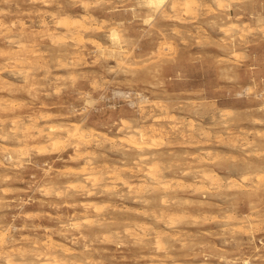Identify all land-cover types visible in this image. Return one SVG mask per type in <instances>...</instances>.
<instances>
[{
    "label": "rangeland",
    "instance_id": "rangeland-1",
    "mask_svg": "<svg viewBox=\"0 0 264 264\" xmlns=\"http://www.w3.org/2000/svg\"><path fill=\"white\" fill-rule=\"evenodd\" d=\"M173 1L0 0V236L28 251L14 259L37 264L50 240L70 262L264 264V0ZM60 125L90 132L88 146L54 149ZM136 128L142 151L127 140Z\"/></svg>",
    "mask_w": 264,
    "mask_h": 264
},
{
    "label": "bare ground",
    "instance_id": "bare-ground-1",
    "mask_svg": "<svg viewBox=\"0 0 264 264\" xmlns=\"http://www.w3.org/2000/svg\"><path fill=\"white\" fill-rule=\"evenodd\" d=\"M166 1L167 0H139V3H141V4H143V5H145L146 7H148V8H151V9H158V8H162L161 6H163V4H165L166 3ZM173 1V0H172ZM218 1V0H217ZM222 1V0H221ZM83 2V1H82ZM81 2V3H82ZM177 2V0H175V1H173V2H171V7L172 8H174V7H176V3ZM186 2H188V1H186ZM219 2V1H218ZM47 3V2H46ZM84 3H88V2H84ZM83 5V4H82ZM88 5H89V3H88ZM68 7V6H67ZM187 7H189V6H187ZM186 7V9H188ZM164 8V7H163ZM161 13V12H160ZM87 14V13H86ZM52 15H54V14H52ZM84 15V14H83ZM54 17V16H53ZM73 17V16H72ZM77 17V16H76ZM85 16H83V18H84ZM89 17V16H88ZM43 19V18H42ZM72 19V18H71ZM81 19V18H80ZM87 19V18H86ZM258 19V18H257ZM53 20V19H52ZM55 20H57V19H55ZM60 20H62L61 18H60ZM74 20V19H73ZM83 20V19H82ZM45 21V20H44ZM58 21V20H57ZM84 21V20H83ZM47 22V21H46ZM58 22H60V21H58ZM81 22V21H80ZM80 22H78V24L80 23ZM40 23H42V22H40ZM73 23V22H72ZM77 23V22H76ZM82 23V22H81ZM45 23H43L42 24V27H43V25H44ZM53 24H55V23H53ZM65 26H66V29H67V31H69V33L70 32H74V31H79L80 29H82L83 28V30H84V26L83 25H81V24H71V21L69 22V21H67V20H65V22L63 23ZM85 24V23H84ZM4 25H6V23L4 24ZM56 25H57V23H56ZM88 25V24H87ZM87 25H86V27H85V30L87 29ZM46 27V26H45ZM45 27H44V29H43V31L45 30ZM54 27V26H53ZM88 28H91L90 27V25H88ZM48 29V28H47ZM63 29V28H62ZM8 30H9V28H8ZM50 31V30H49ZM81 31V30H80ZM120 31V30H119ZM234 31V30H233ZM82 32V31H81ZM4 33H6V32H4ZM17 33V32H16ZM25 33V32H24ZM23 33V34H24ZM45 33V32H44ZM79 33V32H78ZM27 34V33H26ZM34 34V33H33ZM80 34V33H79ZM109 34V37H110V39H111V41L112 42H116L117 40H118V33L116 32V30H114V29H112L111 31H110V33H108ZM13 35V34H12ZM21 35V34H20ZM20 35H17V36H20ZM77 35V34H76ZM81 35V34H80ZM83 35V34H82ZM234 35V34H233ZM7 36V35H6ZM78 36V35H77ZM80 37V36H79ZM7 38V37H6ZM18 39V38H17ZM27 39H29V38H27ZM15 40V39H14ZM22 40V39H21ZM10 41H11V39H10ZM9 41V42H10ZM6 42V41H5ZM8 42V43H9ZM13 42V41H12ZM18 42V41H17ZM19 42H20V40H19ZM21 43V42H20ZM19 43V44H20ZM11 44V43H10ZM24 43L22 42V45H23ZM17 45H18V43H17ZM30 47V46H29ZM31 48H32V46H31ZM16 49V48H15ZM33 49V48H32ZM2 49H0V51H1ZM36 50V49H35ZM3 51H4V49H3ZM10 52V51H9ZM19 51H17V53H18ZM31 52V51H30ZM34 52V51H33ZM37 52V51H36ZM1 53H2V51H1ZM21 53H23L22 51H21ZM9 54V53H8ZM65 54V53H64ZM42 56V55H41ZM40 56V57H41ZM42 58V57H41ZM7 60H9L10 58L8 57V58H6ZM23 59V58H22ZM6 60V61H7ZM20 59H18V61H19ZM5 61V60H4ZM15 61V60H14ZM22 61V60H21ZM39 61V60H38ZM62 62V61H61ZM60 63V62H59ZM61 65V64H60ZM26 67V66H25ZM15 68V67H14ZM17 69V68H16ZM25 69V68H24ZM29 69V68H28ZM23 70V69H22ZM25 71V70H24ZM26 72V71H25ZM9 73V72H8ZM27 74V73H26ZM30 73H28V75H29ZM23 75V74H22ZM17 76V75H16ZM23 77H25V75L23 76ZM27 78H29V77H27ZM23 80H25V79H23ZM44 83V82H43ZM39 88V87H38ZM39 90V89H38ZM37 91V90H36ZM21 101V100H20ZM131 103H132V101H131ZM3 105V104H2ZM9 105V104H8ZM41 105V104H40ZM10 106H11V104H10ZM34 107V106H33ZM43 107V106H42ZM141 108V107H140ZM49 113V112H48ZM60 114V113H59ZM41 115V114H40ZM44 115V114H43ZM55 117V116H54ZM143 117V116H142ZM160 117L161 116H159V118H157V117H155L154 119H160ZM169 117H172V116H169ZM173 118V117H172ZM30 119V118H29ZM38 119V118H37ZM163 119V118H162ZM226 119V118H225ZM16 120V119H15ZM12 122H13V119H12ZM55 122V121H54ZM122 122H124V121H122ZM125 122H127V124H129L130 126H131V124L130 123H128V121H125ZM124 122V123H125ZM13 123H15V121L13 122ZM25 123V122H24ZM24 123H22V124H24ZM33 123V122H32ZM38 123V122H37ZM51 123V122H50ZM16 124H17V121H16ZM20 124V123H19ZM19 124H18V126H19ZM28 124H30V123H28ZM61 124V123H60ZM121 124H123V123H121ZM151 124H152V122H151ZM15 125V124H14ZM58 125V124H57ZM174 125V124H173ZM172 125V126H173ZM179 125V124H178ZM190 125H192V124H190ZM194 125V124H193ZM32 126V125H31ZM30 125H29V127H27V122H26V127H25V129H23V128H21L22 130H26V128H30L31 127ZM36 126V125H35ZM55 127H56V125H54ZM54 126H52V125H50L49 126V128L48 129H50V131L51 132H53V131H55V129L56 128H54ZM61 126V125H60ZM63 126H65V128L63 127ZM63 126H61L62 128L60 129V127L57 129L58 130V132L57 133H55L54 135H52L51 133V137H49L50 138V143L52 144V147L54 148V149H59V148H64V146H66V143H68L69 141L71 142V141H73L74 142V144H72V146L73 145H75V149L76 150H78V151H74V152H79V149H78V146L80 145V144H86L87 142H89L88 141V137L90 136V132L89 133H87V132H84V130L82 129V130H78L79 128H77V126H74V127H72V128H69V127H66V125H63ZM123 126H124V124H123ZM122 126V127H123ZM141 126V125H140ZM153 127H154V125H152ZM177 126V125H176ZM20 127H22V125L20 126ZM24 127V126H23ZM32 127H34V126H32ZM31 127V128H32ZM121 127V128H122ZM125 127H126V125H125ZM16 128V127H15ZM34 128H36V127H34ZM33 128V129H34ZM41 128V127H40ZM68 128V129H67ZM120 128V129H121ZM124 128V127H123ZM141 128V127H140ZM191 128V127H190ZM32 129V130H33ZM42 129H43V127H42ZM133 129H135L134 127H133ZM137 129V128H136ZM193 129V128H192ZM191 129V130H192ZM13 130V129H12ZM30 130V129H29ZM47 130V129H46ZM130 130H132V129H130ZM173 130V129H172ZM190 130V129H189ZM19 131V130H18ZM40 131V130H39ZM128 131V130H127ZM40 132H42V131H40ZM39 132V133H40ZM188 132H190V131H188ZM21 133H22V131H21ZM35 133V132H34ZM37 133V132H36ZM181 133V132H180ZM49 134V133H48ZM128 134V137H127V140L129 141V142H133L134 143V146L135 147H137L138 149H141V151H142V149L144 148L145 149V147H143V144L145 143L143 140L145 139V137H146V131L143 129V130H138L137 129V131L136 130H133V131H129V133H127ZM149 134V133H148ZM147 134V135H148ZM162 134V133H161ZM167 134V133H166ZM20 135H22V134H20ZM36 135H38V133L36 134ZM124 135H126V134H124ZM135 135H137L138 137H137V140L135 139ZM46 136V135H45ZM99 136V135H98ZM19 137V136H18ZM94 137V136H93ZM114 137V136H113ZM126 137V136H125ZM2 138V137H1ZM20 138V137H19ZM24 138V137H23ZM48 138V139H49ZM99 138V137H98ZM103 138V137H102ZM101 138V139H102ZM108 138V137H107ZM122 138H124V136L122 137ZM151 138V137H150ZM155 139H156V137H154ZM161 138V137H160ZM44 139H47V138H44ZM97 139V138H96ZM101 139H99V140H101ZM158 140H159V137L157 138ZM156 139V140H157ZM17 140V139H16ZM104 140V139H103ZM108 141H109V139H107ZM118 140H122V141H124V139H118ZM146 140V139H145ZM157 140V141H158ZM164 140H166V139H164ZM49 141V140H48ZM90 141H91V139H90ZM93 141V140H92ZM111 141V140H110ZM115 141V140H114ZM127 141V142H128ZM148 141V140H147ZM160 141V140H159ZM248 141V140H247ZM44 142V141H43ZM43 142H41V143H43ZM103 142V141H102ZM124 142H126V140L124 141ZM126 142V143H127ZM128 142V143H129ZM151 142V141H150ZM45 143V142H44ZM113 143V142H112ZM112 143H110V144H112ZM98 144H99V142H98ZM116 144V142L115 143H113V146ZM148 145H150L149 143H147ZM155 144H157V143H155L154 142V146H155ZM166 144H168L167 142H166ZM39 145V144H38ZM37 145V146H38ZM117 145V144H116ZM128 145V144H127ZM152 145V144H151ZM36 146V145H35ZM70 146V145H69ZM68 145H67V147H69ZM86 146H88L87 144H86ZM120 146H121V143H120ZM169 146V145H168ZM174 146V145H173ZM110 147H111V145H110ZM117 147V146H116ZM120 148H122V147H120ZM124 148V147H123ZM136 148V149H137ZM151 148V147H150ZM153 148V147H152ZM155 148V147H154ZM91 149V148H90ZM113 149V148H112ZM119 149V148H118ZM126 150V149H125ZM130 150V149H129ZM82 151V150H81ZM80 151V152H81ZM87 151V150H86ZM89 151V153H90V150H88ZM119 151V150H118ZM122 151V150H121ZM128 151V150H127ZM145 150H143V152H144ZM150 151V150H149ZM148 151V152H149ZM13 152V151H12ZM79 152V153H80ZM124 152V151H123ZM139 152H140V150H139ZM142 152V153H143ZM14 153V152H13ZM16 153V152H15ZM88 152H86L85 154H87ZM97 153V152H96ZM122 153V152H121ZM128 153V152H127ZM145 153V155L147 154L146 152H144ZM152 153V152H151ZM200 153V152H199ZM83 154V153H82ZM123 155H124V153H122ZM8 155V154H7ZM18 155V154H17ZM21 155V154H20ZM19 155V156H20ZM78 155V154H77ZM91 155V154H90ZM137 155V154H136ZM144 155V154H143ZM202 155V154H201ZM82 155L80 154L79 155V157H81ZM95 156V155H94ZM10 157L11 156H9V159H10ZM77 157V156H76ZM76 157L74 158V159H76ZM84 157V156H83ZM86 157V156H85ZM145 157V156H144ZM143 157V158H144ZM149 157V156H148ZM154 157V156H153ZM104 158V157H103ZM133 158V157H132ZM139 158V157H138ZM150 158V157H149ZM78 159H80V158H78ZM145 159V158H144ZM148 159V158H147ZM18 160V159H17ZM91 160V159H90ZM89 160V161H90ZM141 160H143L142 158H141ZM141 160H140V162H141ZM150 160V159H149ZM155 160V159H154ZM92 161V160H91ZM96 161V160H95ZM124 161V160H123ZM146 160H144V162H145ZM156 161H158V159L156 160ZM9 162V161H8ZM103 162H105L104 160H103ZM103 162H101L102 163V165L103 164H105V163H103ZM139 161H138V163H140ZM90 163H93V162H90ZM108 163H109V161H108ZM136 163V162H135ZM141 163H143V162H141ZM89 164V163H88ZM121 164V163H120ZM122 164H125V163H122ZM31 165V164H30ZM92 165V164H91ZM90 165V167H92ZM106 165V164H105ZM113 165V164H112ZM255 165V164H254ZM38 166V165H37ZM108 166V165H107ZM106 166V167H107ZM110 166V165H109ZM117 166V165H116ZM123 166V165H122ZM153 166H154V164H153ZM152 166V169H153V172H155L154 171V168L155 167H158L157 165L155 166V167H153ZM6 167V166H5ZM115 167V166H114ZM118 167V166H117ZM120 167H121V165H120ZM124 167V166H123ZM127 168H128V166H126ZM108 168V167H107ZM116 168V167H115ZM122 168V167H121ZM139 168V167H138ZM110 169V168H109ZM119 169V168H118ZM122 169H126L125 167L124 168H122ZM130 169V168H129ZM132 169V168H131ZM157 168H155V170H156ZM102 170V169H101ZM101 170H100V173H101ZM134 170H136V169H134ZM158 170H159V168H158ZM202 170H204V169H202ZM46 171V170H45ZM140 171V170H139ZM138 170H137V172H139ZM150 171H152V170H150ZM167 171V170H166ZM176 171V170H175ZM187 171V170H186ZM73 172V171H72ZM85 173L87 172V171H84ZM84 172H82V173H84ZM114 172V173H113ZM112 173H113V175L114 176H116V174H117V176H120V175H118V173H116L115 174V171H113ZM116 172H118V171H116ZM161 172V171H160ZM163 172V171H162ZM203 172V171H202ZM76 173V172H75ZM100 173H98V174H100ZM112 173H110L111 175H112ZM132 173V172H131ZM141 173V172H140ZM143 173V172H142ZM145 173V172H144ZM150 173V172H149ZM148 173V175L150 176L151 174H152V172H151V174H149ZM156 173V172H155ZM200 173V172H199ZM204 173V172H203ZM206 173V172H205ZM204 173V175H205V177L207 178V177H211V176H213V175H210V173H208L209 175H206ZM249 173V172H248ZM86 174H89V173H86ZM93 174V173H92ZM97 174V175H98ZM108 174V173H107ZM106 174V175H107ZM110 174H108V176L110 175ZM145 174H147V170H146V173ZM163 174V173H162ZM96 175V176H97ZM124 175H126V174H124ZM142 175V174H141ZM200 175V174H199ZM202 175V174H201ZM246 175V174H245ZM93 176V175H92ZM96 176H94V179L95 178H97ZM100 176H102V175H100ZM123 176V175H122ZM149 176H146L145 175V177H149ZM203 176V175H202ZM242 176V175H241ZM87 177V176H86ZM89 177V176H88ZM87 177V178H88ZM125 177V176H124ZM138 177H139V175H138ZM152 177H154V174H153V176ZM164 177V176H163ZM162 177V178H163ZM174 177V176H173ZM204 177V178H205ZM89 178H91V176L89 177ZM88 178V179H89ZM101 178H103V177H101ZM130 178V177H129ZM159 178H161V177H159ZM158 178V176L157 177H154V179H155V183L156 182H161V181H157V179H159ZM166 178L167 177H165V179H164V181H166ZM245 178H248V177H245L244 175L242 176V179L241 180H243V181H246L245 180ZM94 179H92V181L94 180ZM113 179V178H112ZM114 179H115V177H114ZM119 179V178H118ZM124 180H125V178H123ZM146 178H144V180H145ZM167 179H170V178H167ZM214 179H215V177H214ZM249 179V178H248ZM97 180V179H96ZM96 180H94V181H96ZM117 180V179H116ZM124 180H120L122 183H123V181ZM128 180V179H127ZM151 181H153L152 179H150ZM149 180V181H150ZM160 180V179H159ZM162 180V179H161ZM172 180V179H171ZM180 180V179H179ZM208 180H210V178L208 179ZM213 179H211V181H212ZM108 181V180H107ZM110 181V180H109ZM138 181V180H137ZM163 181V180H162ZM173 182H174V180H172ZM171 181V182H172ZM176 181V180H175ZM49 182V181H48ZM112 182V181H111ZM114 182H115V180H114ZM117 183L119 182V180L118 181H116ZM125 182V181H124ZM134 182V181H133ZM145 182H146V184H147V181L145 180ZM168 182V181H167ZM166 182V183H167ZM172 182V183H173ZM180 182V181H179ZM184 182V180L183 181H181V183L183 184V186H185V185H187L186 183H183ZM215 182V181H214ZM228 182V181H227ZM93 183V182H92ZM126 183H131V182H126ZM139 184L141 183L140 181L138 182ZM143 183V182H142ZM148 183H150V182H148ZM155 183H153V184H155ZM158 183V185H156V187H155V185L153 186L152 184V187H155V188H157V187H160L159 184ZM165 183V182H164ZM164 183H162V185L161 186H163L164 187ZM169 183L170 182H168L167 184H168V186H169ZM189 183V182H188ZM116 184V183H115ZM157 184V183H156ZM164 184V185H163ZM174 184H176L175 182H174ZM185 184V185H184ZM228 184V183H227ZM48 185V184H47ZM92 185H94V183L92 184ZM112 185V184H111ZM125 186H126V184H124ZM128 185V184H127ZM135 185V184H134ZM134 185H129V188H131L132 186H134ZM151 185H149V186H151ZM173 185V184H172ZM179 185V184H178ZM181 185V184H180ZM190 184H188V186H189ZM194 185V184H193ZM230 185V184H229ZM73 186V185H72ZM85 186V185H84ZM83 186V187H84ZM106 186H109V184H107ZM115 187H116V185H114ZM113 186V187H114ZM138 186H140V185H138ZM143 186H144V184H143ZM146 186V185H145ZM149 186H148V188H149ZM166 186V185H165ZM191 187H192V185H190ZM194 186H196V185H194ZM103 187H105V186H103ZM112 186H111V189L113 188ZM114 187V188H115ZM178 187V186H177ZM182 187V186H181ZM232 187V186H231ZM43 188V187H42ZM81 188V187H80ZM93 188V187H92ZM126 188V187H125ZM128 188V189H129ZM139 188H142V187H139ZM138 188V189H139ZM144 188V190H145V188L146 187H143ZM166 188V187H165ZM168 188H170V187H168ZM175 188H176V186H175ZM179 188V187H178ZM196 188V187H195ZM211 188V187H210ZM73 189V188H72ZM82 189H84V188H82ZM81 189V190H82ZM106 189V188H105ZM108 189H110V188H108ZM136 189V188H135ZM147 189V188H146ZM158 189V188H157ZM198 189V188H197ZM78 190V189H77ZM115 189H113V191L112 190H110L111 192V194H112V192L114 193V192H116V191H114ZM126 190V189H125ZM141 190V189H140ZM144 190L142 189L141 191L142 192H144ZM156 190V189H155ZM155 190H154V192H155ZM162 190V189H161ZM165 190V189H164ZM163 190V191H164ZM167 190V189H166ZM173 190V189H172ZM176 190V189H175ZM212 190V189H211ZM58 191V190H57ZM90 190H88V192H89ZM105 191V190H104ZM108 191V190H107ZM106 191V192H107ZM129 191V190H128ZM139 191V190H138ZM148 191V190H147ZM151 191H153V190H151ZM151 191H149V192H151ZM160 191V190H159ZM158 191V192H159ZM169 191V190H168ZM182 191V190H181ZM41 192V191H40ZM87 192V193H88ZM93 192V191H92ZM122 192V191H121ZM172 192H174V191H172ZM172 192H170V193H172ZM56 193V192H55ZM61 193V192H60ZM60 193H57V195L58 194H60ZM101 193H102V191H101ZM101 193H99V195L101 194ZM107 193H109V192H107ZM118 193H120V191H118ZM118 193H116V194H118ZM148 193V192H147ZM147 193H146V195H147ZM152 193V192H151ZM157 193V192H156ZM42 194H44V193H42ZM88 194H90V193H88ZM92 194V193H91ZM93 194H94V192H93ZM111 194H110V196H111ZM115 194V195H116ZM123 193H121V195H122ZM125 194V193H124ZM131 194H132V192H131ZM130 194V195H131ZM137 194H139L140 195V193H137ZM136 194V197H138L139 195H137ZM167 194V193H166ZM173 194V193H172ZM171 194V195H172ZM175 194H177V193H175ZM61 195V194H60ZM105 195V194H104ZM107 195V194H106ZM105 195V196H106ZM115 195H113V198H114V196ZM120 195V196H121ZM129 195V196H130ZM134 195V194H133ZM152 195V194H151ZM150 195V196H151ZM158 195H160V194H158ZM164 195H165V192H164ZM170 195V194H169ZM170 195V196H171ZM225 195V194H224ZM87 196H89V195H87ZM109 196V195H108ZM118 196H119V194H118ZM123 196V195H122ZM141 196V195H140ZM140 196H139V198H140ZM148 196V195H147ZM112 197V196H111ZM134 197H135V195H134ZM143 197V196H142ZM142 197L140 198V199H142ZM160 198H161V196H159ZM162 197H164V196H162ZM221 197V196H220ZM122 198V197H121ZM150 198V197H149ZM148 198V199H149ZM153 198V197H152ZM158 198V197H157ZM166 198L168 199V197H165V199H163L160 203H164L163 201L165 200V203L168 201H166ZM171 198V197H170ZM169 198V199H170ZM174 198V197H173ZM84 199V198H83ZM109 199V198H108ZM134 199V198H133ZM139 199V200H140ZM147 199V201L148 202H144L143 200H144V198H143V202L144 203H150L149 201L150 200H148ZM154 199V198H153ZM156 199V198H155ZM203 199V198H202ZM136 200V199H135ZM172 200V199H171ZM176 200H177V197H176ZM187 200V199H186ZM102 201V200H101ZM141 201V202H142ZM159 201V200H158ZM155 202V201H154ZM84 203V202H83ZM83 203H81V204H83ZM88 203V202H87ZM92 203V205H93V202H90L89 204H91ZM178 203V202H177ZM192 202H190V204H191ZM221 203V202H220ZM54 204V203H53ZM140 204H142V203H140ZM151 204H152V202H151ZM159 204V203H158ZM167 204V203H166ZM189 204V203H188ZM161 205V204H160ZM164 205V204H163ZM173 205H174V203H173ZM89 206V205H88ZM94 206H96L95 204H94ZM151 206H154V205H151ZM169 206H170V204H169ZM172 206V205H171ZM53 207V206H52ZM97 207V206H96ZM99 207V206H98ZM258 207V206H257ZM133 208V207H132ZM149 208V207H148ZM147 208V209H148ZM96 208L94 207L93 208V210L94 211H97V212H99L100 211V209L98 208V210L96 209ZM101 211H102V209H101ZM117 212V211H116ZM143 212H145V211H143ZM146 213H147V211H146ZM73 214V213H72ZM132 214V213H131ZM154 214V216H155V213H153ZM193 215V214H192ZM153 216V215H152ZM157 216V215H156ZM162 216V215H161ZM171 216V215H170ZM130 217V216H129ZM148 217V216H147ZM245 217V216H244ZM149 218V217H148ZM156 218V217H155ZM167 218H168V216H167ZM96 219V218H95ZM158 219H159V217H158ZM160 219H162V218H160ZM174 219V218H173ZM170 220V219H169ZM72 222V221H71ZM77 222V221H76ZM75 222V223H76ZM84 222H86V221H84ZM136 222V221H135ZM164 222H166V221H164ZM174 222V221H173ZM98 223V222H97ZM134 224V223H133ZM137 224V223H136ZM168 224H169V222H168ZM72 225H77V224H72ZM139 225V224H138ZM142 225V224H141ZM140 225V226H141ZM165 225V224H164ZM172 224H170V226H171ZM176 225V224H175ZM174 225V226H175ZM167 226V225H166ZM142 227V226H141ZM141 227H139V228H141ZM145 227V226H144ZM143 227V228H144ZM146 227H148L149 228V226H146ZM40 228V227H39ZM132 228V227H131ZM152 228V227H151ZM49 229V228H48ZM115 229V228H114ZM118 228H116V230H117ZM127 229V228H126ZM126 229H124L125 231H126ZM128 229H129V226H128ZM134 229V228H133ZM153 229H154V227H153ZM165 229V228H164ZM174 229V228H173ZM176 229H178V228H176ZM119 230V229H118ZM136 230V229H135ZM141 230H143V229H141ZM144 230H146V229H144ZM66 231L67 230H65V233H66ZM96 231H98V230H96ZM100 231V230H99ZM124 231V232H125ZM127 231H129V230H127ZM131 231V230H130ZM134 231V230H133ZM139 231V230H138ZM149 231H150V229H149ZM165 231V230H164ZM183 231V230H182ZM63 232V231H62ZM111 232H112V229H111ZM116 232V231H115ZM148 232V231H147ZM147 232H145V233H147ZM157 232V231H156ZM160 232V231H159ZM31 233V232H30ZM103 233V232H102ZM109 233V232H108ZM113 233V232H112ZM111 233V234H112ZM127 233V232H126ZM135 233L137 234L138 232H136L135 231ZM142 233H143V236H145V235H147V234H144V231H142ZM150 233V232H149ZM181 233V232H180ZM33 234V233H32ZM101 234V233H100ZM106 235V233H103V236H105ZM110 234V233H109ZM109 234H108V237L110 238V239H112V237H111V235L109 236ZM118 234V232H116V235ZM130 234V233H129ZM135 234V235H136ZM141 234V233H140ZM164 233H162L161 234V236L163 235ZM168 234V233H167ZM127 235H128V233H127ZM142 235V234H141ZM29 236H31V235H29ZM51 236V235H50ZM98 236V235H97ZM107 236V235H106ZM140 235H139V233H138V236H137V238L139 237ZM1 238H0V250L1 251H4L3 253H4V264H26V263H24V261H19V259L18 260H16V259H14V256L17 258L18 256H16L15 254L16 253H19V251L21 250V252H22V254H23V252H26V251H24V248H23V250L21 249V248H12V249H8V248H6L5 247V245H4V247H2V244H6V242L4 241V243H2L3 242V239H4V237L2 238V236H0ZM26 237V236H25ZM117 237H118V235H117ZM117 237H115V238H117ZM142 237V236H141ZM158 237V236H157ZM163 237V236H162ZM14 238V237H13ZM27 238H28V235H27ZM104 238V237H103ZM106 238V237H105ZM109 238H107L106 240H109ZM134 238H136V236L134 237ZM159 238V237H158ZM157 238V243H158V239ZM20 239V238H19ZM35 239V238H34ZM38 239V238H37ZM48 239H49V237H48ZM51 239V238H50ZM140 239V238H139ZM148 239V238H147ZM156 239V238H155ZM7 240V239H6ZM23 240H24V238H23ZM102 240V239H101ZM113 240H115L114 239V236H113ZM134 240V239H133ZM142 240V239H141ZM141 240H139V242L141 241ZM10 241V240H9ZM15 241H17V239L15 240ZM19 241V240H18ZM37 241V240H36ZM56 241V240H55ZM96 241V240H95ZM134 241H136V240H134ZM143 241V240H142ZM168 241V240H167ZM179 241V240H178ZM42 242V241H41ZM104 242V241H103ZM106 242V241H105ZM144 242V241H143ZM14 243H17V242H14ZM26 243V242H25ZM31 243V242H30ZM60 243V242H59ZM116 243V242H115ZM182 243V242H181ZM187 243V242H186ZM32 244V243H31ZM42 244H43V247L45 248V249H36L34 252H35V257L38 259L37 260V264H92L90 261H85L84 263H82V262H76V261H73V262H70V261H68V260H65L63 257H60V255H58L57 254V252H55V251H52V249L54 248V244H52L51 242H50V240L48 241H43L42 242ZM61 244V243H60ZM161 244V243H160ZM11 245V244H10ZM33 245H35V243H33ZM170 245V244H169ZM186 245V244H185ZM9 246V245H8ZM55 246H57L56 244H55ZM61 246V245H60ZM160 246V245H159ZM183 246V245H182ZM34 247V246H33ZM85 247H86V250L88 249V250H90L89 248H87L88 246L85 244ZM91 247V246H90ZM168 247V246H167ZM58 248V247H57ZM173 248V247H172ZM219 248V247H218ZM26 249V248H25ZM71 249H73V248H71ZM157 249H158V246H157ZM257 249V248H256ZM62 252H64V254H72L73 253V251H74V249L72 250V253H70L71 251L69 250V248H67L66 246L65 247H61V249H60ZM76 251V250H75ZM155 251V250H154ZM28 252V251H27ZM26 252V253H27ZM31 253H32V251H30ZM25 253V254H26ZM75 253V252H74ZM88 253V252H87ZM89 253H91V252H89ZM163 253V252H162ZM169 253V252H168ZM21 253H20V255H22ZM24 254V255H25ZM28 254V253H27ZM33 254V253H32ZM62 254V253H61ZM133 254V253H132ZM2 254H1V252H0V256H1ZM68 255L65 257V258H68ZM91 255V254H90ZM74 256H75V254H74ZM78 256H79V254H78ZM78 256H77V258H76V256H75V259H78ZM87 256V255H86ZM92 256V255H91ZM111 256V255H110ZM1 257H3V256H1ZM25 256H23L22 258H24ZM31 257V256H30ZM70 257V256H69ZM81 257H83V256H81ZM21 258V259H22ZM27 257H25V259H26ZM32 258H34V257H32ZM71 258H72V255H71ZM3 259V258H2ZM2 259H0V261L2 260ZM28 259V258H27ZM26 259V260H27ZM29 260H32L31 258L30 259H28V261ZM34 260V259H33ZM89 260V259H88ZM229 260V259H228ZM84 261V260H83ZM155 261V260H154ZM30 262H33V261H30ZM29 263V262H28ZM151 264V263H150Z\"/></svg>",
    "mask_w": 264,
    "mask_h": 264
}]
</instances>
